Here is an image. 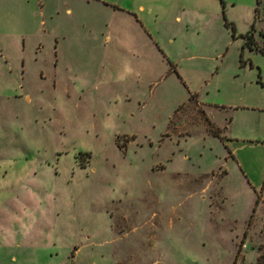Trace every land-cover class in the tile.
Wrapping results in <instances>:
<instances>
[{"label": "rangeland", "instance_id": "rangeland-1", "mask_svg": "<svg viewBox=\"0 0 264 264\" xmlns=\"http://www.w3.org/2000/svg\"><path fill=\"white\" fill-rule=\"evenodd\" d=\"M249 30L264 0H0V264H264Z\"/></svg>", "mask_w": 264, "mask_h": 264}, {"label": "trees", "instance_id": "trees-1", "mask_svg": "<svg viewBox=\"0 0 264 264\" xmlns=\"http://www.w3.org/2000/svg\"><path fill=\"white\" fill-rule=\"evenodd\" d=\"M260 1V0H259ZM245 36V45H248L250 48L261 49L264 52V45H259L255 40L252 30H249L247 33L244 34ZM212 130L217 135H222V128L217 126L216 124L212 125ZM223 136V135H222Z\"/></svg>", "mask_w": 264, "mask_h": 264}, {"label": "crops", "instance_id": "crops-1", "mask_svg": "<svg viewBox=\"0 0 264 264\" xmlns=\"http://www.w3.org/2000/svg\"><path fill=\"white\" fill-rule=\"evenodd\" d=\"M68 10H72L71 7H68ZM142 22H143V24H145L143 19H142ZM145 26H146V24H145Z\"/></svg>", "mask_w": 264, "mask_h": 264}]
</instances>
